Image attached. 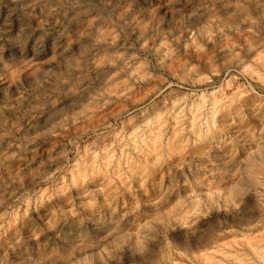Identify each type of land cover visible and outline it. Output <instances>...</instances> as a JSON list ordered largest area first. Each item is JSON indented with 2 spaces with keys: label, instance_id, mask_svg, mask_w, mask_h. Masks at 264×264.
Here are the masks:
<instances>
[{
  "label": "rangeland",
  "instance_id": "374dc122",
  "mask_svg": "<svg viewBox=\"0 0 264 264\" xmlns=\"http://www.w3.org/2000/svg\"><path fill=\"white\" fill-rule=\"evenodd\" d=\"M264 264V0H0V264Z\"/></svg>",
  "mask_w": 264,
  "mask_h": 264
},
{
  "label": "clouds",
  "instance_id": "9594fccd",
  "mask_svg": "<svg viewBox=\"0 0 264 264\" xmlns=\"http://www.w3.org/2000/svg\"><path fill=\"white\" fill-rule=\"evenodd\" d=\"M81 251L79 245L66 249L40 252L35 258H29L30 264H91V257L76 259V254Z\"/></svg>",
  "mask_w": 264,
  "mask_h": 264
}]
</instances>
